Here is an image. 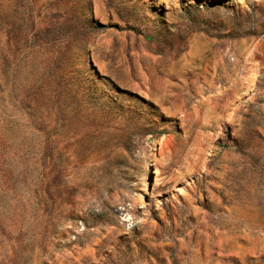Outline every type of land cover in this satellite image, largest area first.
<instances>
[{"label": "rangeland", "instance_id": "rangeland-1", "mask_svg": "<svg viewBox=\"0 0 264 264\" xmlns=\"http://www.w3.org/2000/svg\"><path fill=\"white\" fill-rule=\"evenodd\" d=\"M0 264H264V0H0Z\"/></svg>", "mask_w": 264, "mask_h": 264}]
</instances>
